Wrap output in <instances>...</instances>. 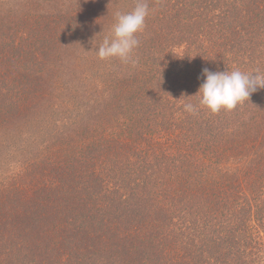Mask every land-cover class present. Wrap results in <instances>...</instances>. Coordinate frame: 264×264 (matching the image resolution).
<instances>
[{
	"label": "trees",
	"instance_id": "1",
	"mask_svg": "<svg viewBox=\"0 0 264 264\" xmlns=\"http://www.w3.org/2000/svg\"><path fill=\"white\" fill-rule=\"evenodd\" d=\"M66 2L0 0V264H264V89L194 96L264 72V0H147L134 65L93 45L136 0Z\"/></svg>",
	"mask_w": 264,
	"mask_h": 264
},
{
	"label": "clouds",
	"instance_id": "2",
	"mask_svg": "<svg viewBox=\"0 0 264 264\" xmlns=\"http://www.w3.org/2000/svg\"><path fill=\"white\" fill-rule=\"evenodd\" d=\"M149 13L147 0H136L130 12H116L111 37H105L95 49L96 56L102 61L115 58L124 64L134 65L137 62L134 52L139 46L137 36L144 32ZM202 75L204 81L194 96H199V106L212 114L231 112L248 101L253 93L264 89V72L259 69L254 73H244L238 69L210 71L205 68ZM184 110L194 113L197 106L186 103Z\"/></svg>",
	"mask_w": 264,
	"mask_h": 264
},
{
	"label": "rangeland",
	"instance_id": "3",
	"mask_svg": "<svg viewBox=\"0 0 264 264\" xmlns=\"http://www.w3.org/2000/svg\"><path fill=\"white\" fill-rule=\"evenodd\" d=\"M63 1H67L66 3H65V5H63V6H71V5H73V4H75V3H77L79 0H63ZM129 2H135V0H129ZM15 4V3H14ZM97 40V39H96ZM99 44L100 43H95L94 45H93V48L94 49H96L98 46H99ZM84 67V70H89L90 69V66H89V64H86V65H84L83 66ZM88 73H90V72H88ZM98 74H100V72L98 71V69L94 72V73H92V74H90V75H87V77H91L92 79H94V78H96V75H98ZM18 159V158H17ZM4 169H6V166L4 167Z\"/></svg>",
	"mask_w": 264,
	"mask_h": 264
}]
</instances>
